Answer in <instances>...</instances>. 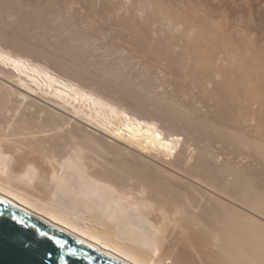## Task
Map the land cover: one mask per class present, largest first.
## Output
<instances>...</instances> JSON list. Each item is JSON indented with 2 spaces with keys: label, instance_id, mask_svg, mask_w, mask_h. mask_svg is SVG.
Returning a JSON list of instances; mask_svg holds the SVG:
<instances>
[{
  "label": "bare ground",
  "instance_id": "bare-ground-1",
  "mask_svg": "<svg viewBox=\"0 0 264 264\" xmlns=\"http://www.w3.org/2000/svg\"><path fill=\"white\" fill-rule=\"evenodd\" d=\"M81 2L75 12L85 29L168 80L147 84L144 71L65 63L63 51L16 36L24 24L17 34L5 24L0 193L131 264H264V70L247 73L254 58L249 66L245 56L261 47L252 26L221 10L211 26L192 22L178 6L183 24L171 15L176 23L160 27V18L146 17L153 4ZM14 9L6 20L17 18Z\"/></svg>",
  "mask_w": 264,
  "mask_h": 264
},
{
  "label": "rangeland",
  "instance_id": "rangeland-1",
  "mask_svg": "<svg viewBox=\"0 0 264 264\" xmlns=\"http://www.w3.org/2000/svg\"><path fill=\"white\" fill-rule=\"evenodd\" d=\"M19 1H20V3H22L21 1H23V0H0L2 7L5 6V5H8V8H7V6L3 7L6 11L3 10L1 8V6H0V9H1L0 11L1 12L4 11L5 13L7 12L8 14L10 13V15H11V11L15 8L14 12H15V14H17L16 15L17 18L15 17L12 20H6L7 18H9V17H6V16H8V14L6 13V15H5V13L3 12L4 14H2V16H4V18H2V20L4 22L3 21L0 22V29H4L5 30V28L7 27V26H5V24H7L9 22L8 29L6 28V30L10 29L9 32L12 31L13 29L11 30L10 27H12V25H13V28L15 27V29H14L15 31L14 30L13 31H14L15 34H17L19 31L16 32V30L21 28V27H18L19 24L21 26H22V24H24L23 26L25 28L22 26L23 31H22V28H21L20 29L21 32H19V33L23 32V35L22 34H18L16 36H19V38H22L24 36L23 39H25L26 42H31L33 44L35 43V45L36 44L39 45V47L42 48V49L44 48V50L47 49L50 52L54 50V52H51V53H53V54L55 53L57 56H59L61 54V52L63 51L62 53H65V54H61V56H59V58L60 59L63 58L62 60L64 62L66 61L65 63L73 62V59H74L75 62L76 61H80L81 63H86V65L89 66V69H92L93 64H94L93 68H97V66H98L99 70H101V71H105L106 70L107 74L109 73V71L118 70V69H121V68H125L127 70H139V71H144V74L141 75V76L144 77L145 82L147 84H162V83L167 82L168 79L166 77H161L160 75H158L156 73H155V75H153L152 73H149L145 69V67H144L145 65H143V63L141 64V62L138 61V60L135 61L132 57H130V55L126 56L125 53H127V52L122 50V47H123L122 44H120V43L118 44L117 43V45L116 44L115 45L118 46V47H114L115 45L114 44H110L109 43L110 41L108 43H105V41H106L105 38H104L105 36H103L102 33L100 34L98 32V34H97L95 32H92L93 30L91 31V30L85 29L84 26H88L89 25V24L88 25H83L84 24L83 20L85 19L83 17L85 15L84 14H80V13L76 14V12H75L82 5L81 0H79V1L78 0L77 1L70 0L69 3L67 2L68 0H66L65 3L67 2L68 4L66 3V5H64V6L60 5V1L59 0H57V1H55V0H51V1L40 0V2H38V3L31 2L30 5H33V6L37 5L36 8L34 7V9H33L32 6H30L26 2V0L23 1V3L25 2L27 4L26 6H22V5H24L23 3H22L21 6H18V5H20ZM142 1H143V3L145 5L147 4V6H150V5L153 4V6H150V9L148 10V13H147L148 15L146 17H148V16L150 17L151 16V18H153L155 16L153 18L154 20L157 19V18L158 19L160 18L161 20L160 19L159 20L157 19L158 21L155 20V21H157V23H156L157 26H160V27H161L162 23H165V24L174 23L176 21V18L178 19L176 21L177 23L183 24V21H184L183 18H181L180 16L177 15L178 14L177 11H179V9H178L179 7L178 6L181 7L180 11L183 14H185V15L189 14L188 17H190V19H189L190 21L193 22V20H196V22H202V20L204 19L203 22L207 23L208 25L210 24V26L212 25V22L213 23L216 22L215 19H219L218 18L220 16L219 12H221V11L228 12L231 16L229 14H226L228 16L227 19H229L230 21L236 20V23H239L241 28L244 27L242 29H247L249 27V25H250V27L252 26L253 34H257L258 35V46H260L259 43L261 42V47H259L260 51H258L259 50L258 49L254 56L253 55L252 56H245V58H244V59H246L245 61L247 63H248V61H251L254 58L252 60V62H251L253 67L250 64V62L248 63L249 66L251 65L249 67V70H247V73L249 72L248 75H252L253 73L256 72L255 70H259L260 67H261L260 71L264 70V59H263L264 56L262 55V54H264V52H263L264 51V0H210V1L209 0H199V1L198 0H191L192 3H191V1H188V0H181L182 2L180 0H177V1L175 0V4L176 5L174 4V2H171V1H174V0H171V1L170 0H149L152 3L149 2L148 0H140V2H142ZM184 1H185V3H184ZM201 1H203V3H200ZM208 1H209V3H208ZM241 1H243V2H241ZM3 2L5 3V5L3 4ZM52 2H53L54 5L51 4ZM77 2L78 3L81 2V3L78 4ZM176 2H178V4ZM55 3L58 4V7L61 8L60 9L61 11L58 10L59 8L57 7V5H55ZM171 3L173 5H175L176 8ZM188 3H189V5H187ZM193 3L196 4L197 7L198 6H200V7L202 6L201 9H200V7H198V11L199 12L196 11L197 9L195 10L196 12L193 11L194 8L196 7V5L194 6ZM70 4H72L71 5L72 7L70 6ZM76 4H77V6H76ZM183 4H186L187 6L185 7ZM202 4H204L205 6L203 7ZM44 5H46V6H44ZM207 5H208V11L205 10L206 13L202 12V11L200 12V10L204 11V8L207 9ZM47 6L50 7V9ZM68 6H69V8L67 9ZM163 6H165V7H163ZM18 7H20V8L23 7V8L20 9ZM167 7L170 10V11L168 10L169 12L167 11ZM70 8H72V9H70ZM162 8H164V9H162ZM183 8H185V9L189 8L195 14H197V12L200 13V14H198L197 16L193 15L192 14L193 12L189 13V12H191L190 10L189 11L187 10V13H186L185 9H183ZM9 9L10 10L12 9V10L8 12ZM19 9H20V11H19ZM154 9H155V11H154ZM157 9L159 11L160 10L161 11L159 12ZM21 10H22V12H21ZM164 10L167 11V13L165 12L166 14L172 12V14H168L167 15V17L170 18L169 20H171V22H169V20L167 18L165 19L166 14L163 13ZM175 10H177V11H175ZM211 10H213V12ZM219 10H221V11H219ZM17 11H18L19 14L16 13ZM217 11H218V13H217ZM14 12H12V14ZM153 12H154V14H153ZM161 12L163 13L164 17L161 14ZM214 12H215V14H217L219 16L214 15V17H213L212 15L214 14ZM20 13H21L22 19H24V20L21 19ZM151 14H153V16ZM158 14H161L162 16L158 15ZM78 15L81 16L80 20L78 19V18H80V16H78ZM171 15L172 16L174 15L176 18H173L174 16L172 17ZM209 15H210V17H209ZM194 16H196V19H195ZM203 16H205V17H203ZM233 16H235V17H233ZM162 17L165 19V21H164V19ZM211 17H213V19ZM239 17H240V19H239ZM18 18H20V20H18ZM241 18H244L245 20H243ZM0 20H1V16H0ZM162 20H163V22H162ZM210 20H211V22H210ZM19 21L20 22L23 21V22L20 23ZM127 21L129 22V20H127ZM242 21H243L244 24L242 23ZM249 21H250V23H249ZM147 22L148 21H146V23ZM1 23H3V24H1ZM132 23L135 24V21H132ZM144 25H145V22H144ZM241 25H243V26H241ZM82 26H83L85 31L83 30ZM230 26H232V25H230ZM230 26H229L228 29H230ZM245 26H246V28H245ZM208 28H210V27H208ZM90 31L92 33H90ZM208 31H209L207 33L208 35L206 34V36H207V39L209 38V42H211V41L214 40L213 39L214 36L212 34L214 31H213V29L212 30L208 29ZM209 33H210V35H209ZM211 34H212V36H211ZM20 36H22V37H20ZM25 36L28 37V38H25ZM43 39L44 40L48 39V40H46V43H45V41ZM50 39H52L53 42L50 41ZM38 40H39L40 44H38L39 43ZM41 40H43V41H41ZM55 40L57 41V43H55L56 42ZM60 40H61V42L64 41L65 44H67V45H64V42H62V43L59 42ZM50 42H52V43H50ZM214 42H216V41L214 40ZM220 43H222L221 40H220ZM49 44H51V45H49ZM53 44H54V46L56 45V47L59 45L57 47V48H59V50L57 49L58 52L56 51V48L53 46ZM62 44H63V46L60 47ZM64 47H65V49H64ZM112 47H113V49H111ZM52 48H53V50H52ZM114 48H117L118 50H116V49L114 50ZM84 50L86 52H84ZM229 51H231V49ZM122 55H124V57H126L128 59V63L127 64H124V62L122 61V57H123ZM69 56H72V57L70 58ZM65 57H66V60H64ZM76 58H78V59L76 60ZM260 59L263 60V61H261ZM83 60H84V62H83ZM255 61H257L259 63L260 62L261 63L263 62V63H262L261 66H259V64L258 65L255 64ZM81 63L77 62L76 64H81ZM250 68H251V70H250ZM260 71H258L257 73H259ZM109 76H110V74H109ZM113 76L114 75H111V78H114ZM121 79H122L121 82L122 83H126V84H138V82H139L138 78L132 80V78H130V77H122Z\"/></svg>",
  "mask_w": 264,
  "mask_h": 264
},
{
  "label": "water",
  "instance_id": "water-1",
  "mask_svg": "<svg viewBox=\"0 0 264 264\" xmlns=\"http://www.w3.org/2000/svg\"><path fill=\"white\" fill-rule=\"evenodd\" d=\"M0 264H131L47 223L0 193Z\"/></svg>",
  "mask_w": 264,
  "mask_h": 264
}]
</instances>
